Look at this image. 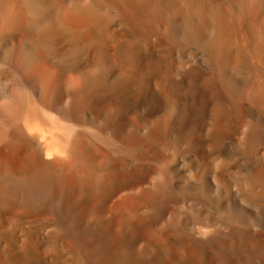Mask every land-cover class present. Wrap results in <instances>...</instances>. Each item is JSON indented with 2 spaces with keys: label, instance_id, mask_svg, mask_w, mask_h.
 Masks as SVG:
<instances>
[{
  "label": "bare ground",
  "instance_id": "6f19581e",
  "mask_svg": "<svg viewBox=\"0 0 264 264\" xmlns=\"http://www.w3.org/2000/svg\"><path fill=\"white\" fill-rule=\"evenodd\" d=\"M252 217L264 0H0V264H264Z\"/></svg>",
  "mask_w": 264,
  "mask_h": 264
},
{
  "label": "rangeland",
  "instance_id": "374dc122",
  "mask_svg": "<svg viewBox=\"0 0 264 264\" xmlns=\"http://www.w3.org/2000/svg\"><path fill=\"white\" fill-rule=\"evenodd\" d=\"M263 223L264 222H262V220H260V218L258 219V218H253L252 217L250 219L247 218V221L244 222L243 227L248 228V229H246V231L248 230L249 232H254V233L257 232V234L259 232H260L259 234H261L263 232L262 236L264 238V229H263L264 228V224ZM252 226H253V228H252Z\"/></svg>",
  "mask_w": 264,
  "mask_h": 264
}]
</instances>
